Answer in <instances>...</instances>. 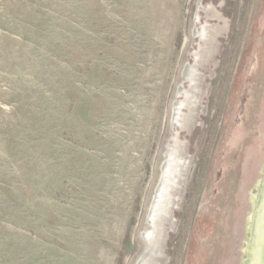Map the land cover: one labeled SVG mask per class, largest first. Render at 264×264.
Wrapping results in <instances>:
<instances>
[{"label": "rangeland", "instance_id": "1", "mask_svg": "<svg viewBox=\"0 0 264 264\" xmlns=\"http://www.w3.org/2000/svg\"><path fill=\"white\" fill-rule=\"evenodd\" d=\"M258 2L0 0V264H186Z\"/></svg>", "mask_w": 264, "mask_h": 264}, {"label": "water", "instance_id": "2", "mask_svg": "<svg viewBox=\"0 0 264 264\" xmlns=\"http://www.w3.org/2000/svg\"><path fill=\"white\" fill-rule=\"evenodd\" d=\"M263 245L264 0H259L186 264H259Z\"/></svg>", "mask_w": 264, "mask_h": 264}, {"label": "bare ground", "instance_id": "3", "mask_svg": "<svg viewBox=\"0 0 264 264\" xmlns=\"http://www.w3.org/2000/svg\"><path fill=\"white\" fill-rule=\"evenodd\" d=\"M162 183H161V186H159L158 187V189H157V193H156V195H155V199H154V205H155V203L158 201V199H159V197L161 196V192H160V190H161V187H162ZM170 192V191H169ZM154 213V212H153ZM152 213V214H153ZM154 215V214H153ZM159 228H157V225H155V227H154V231H153V233L155 234V232H157L158 231V229H162V230H164V228L159 224ZM156 237H153V239H151L150 240V248H153L152 250V252H154L153 254H157L158 253V255H162V252L160 251V250H156V248L158 247V243H156V239H155ZM159 248V247H158ZM149 250V249H148Z\"/></svg>", "mask_w": 264, "mask_h": 264}, {"label": "flooded vegetation", "instance_id": "4", "mask_svg": "<svg viewBox=\"0 0 264 264\" xmlns=\"http://www.w3.org/2000/svg\"><path fill=\"white\" fill-rule=\"evenodd\" d=\"M262 186H263V183H262ZM262 186H261V189H262ZM261 192V191H260ZM258 204V203H257ZM250 243V241H249ZM250 245V244H249ZM250 251V249H249ZM259 264H264V245H263V248H262V255H261V261L259 262Z\"/></svg>", "mask_w": 264, "mask_h": 264}, {"label": "trees", "instance_id": "5", "mask_svg": "<svg viewBox=\"0 0 264 264\" xmlns=\"http://www.w3.org/2000/svg\"><path fill=\"white\" fill-rule=\"evenodd\" d=\"M249 247V246H248ZM248 254H249V252H248ZM249 256V255H248ZM247 261V260H246Z\"/></svg>", "mask_w": 264, "mask_h": 264}]
</instances>
